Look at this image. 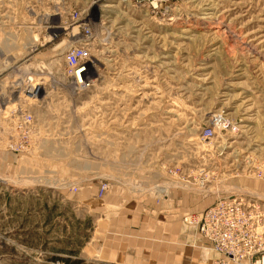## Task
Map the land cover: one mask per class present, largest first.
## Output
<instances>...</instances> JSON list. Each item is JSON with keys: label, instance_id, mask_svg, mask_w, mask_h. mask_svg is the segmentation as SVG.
<instances>
[{"label": "rangeland", "instance_id": "obj_1", "mask_svg": "<svg viewBox=\"0 0 264 264\" xmlns=\"http://www.w3.org/2000/svg\"><path fill=\"white\" fill-rule=\"evenodd\" d=\"M262 162L264 0H0V264H176L129 214L263 198Z\"/></svg>", "mask_w": 264, "mask_h": 264}, {"label": "built area", "instance_id": "obj_2", "mask_svg": "<svg viewBox=\"0 0 264 264\" xmlns=\"http://www.w3.org/2000/svg\"><path fill=\"white\" fill-rule=\"evenodd\" d=\"M83 31L89 33L85 25ZM84 46L66 55L71 73L77 74L80 71H75L84 69L81 66L87 58ZM35 96L26 95L28 99L36 101ZM209 123L211 126L205 129L203 138H211L216 130L223 131L230 127L226 118L217 113L212 114ZM254 165L258 170L252 175L264 182V162L259 166ZM183 221L194 225L205 246L216 254L211 264H264V197L259 198L249 192H231L215 198L199 213H188Z\"/></svg>", "mask_w": 264, "mask_h": 264}, {"label": "crops", "instance_id": "obj_3", "mask_svg": "<svg viewBox=\"0 0 264 264\" xmlns=\"http://www.w3.org/2000/svg\"><path fill=\"white\" fill-rule=\"evenodd\" d=\"M169 198H159L151 207V200L143 203L141 216L137 214H129L130 219L123 228V235L128 240H124V251L139 249L140 251L148 246L151 254L160 258L159 250L164 247L167 257L172 259L176 264H211L216 254L205 246V242L196 234L194 225L188 224L179 218L176 213L171 215H158L163 209V205L167 206L169 211L178 209L179 206L166 204ZM186 204L182 208L194 213L196 209L195 199L189 197ZM157 213V214H156ZM129 226L127 227V225ZM161 228H172L169 232L163 233ZM127 254L124 253V259ZM134 258L136 256L129 255Z\"/></svg>", "mask_w": 264, "mask_h": 264}]
</instances>
